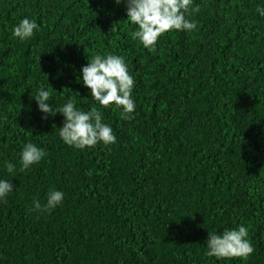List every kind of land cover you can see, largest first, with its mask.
Returning a JSON list of instances; mask_svg holds the SVG:
<instances>
[{
	"label": "trees",
	"instance_id": "trees-1",
	"mask_svg": "<svg viewBox=\"0 0 264 264\" xmlns=\"http://www.w3.org/2000/svg\"><path fill=\"white\" fill-rule=\"evenodd\" d=\"M192 31L131 38L115 0H0V264H264V0H193ZM35 19L20 41L12 29ZM99 53L124 57L134 117L102 108L82 81ZM78 77H80L78 81ZM96 107L116 142L83 150L59 137L64 117L39 111ZM47 155L20 172L26 143ZM16 165L9 174L5 162ZM50 190L63 201L46 212ZM248 228V259L206 255L208 233Z\"/></svg>",
	"mask_w": 264,
	"mask_h": 264
},
{
	"label": "clouds",
	"instance_id": "clouds-1",
	"mask_svg": "<svg viewBox=\"0 0 264 264\" xmlns=\"http://www.w3.org/2000/svg\"><path fill=\"white\" fill-rule=\"evenodd\" d=\"M116 4L126 6L127 21L136 26L131 32V38L138 41L145 49L155 52L158 38L171 31H192L196 24L187 18L186 14L198 13L199 6L192 7L193 0H115ZM258 13L264 16V8H258ZM39 30L35 19L23 18L12 29L14 38L20 41L30 39ZM82 81L91 94V99L102 108L115 105L121 109V119L131 120L134 117L135 101L132 98L135 80L128 70L124 57L115 54L101 55L96 53L88 57V63L81 68ZM80 77H78L79 81ZM52 87L45 90L43 86L35 97L40 112L48 116L60 113L64 117L60 127L59 137L68 146L83 150L95 147L98 143L114 144L116 136L112 128L102 123L101 112L92 107L85 112L76 107L74 100H69L62 107L53 108ZM47 153L29 142L23 146L20 153V172L39 163ZM5 168L9 174H15L16 165L6 161ZM14 189L10 180H0V200H6ZM64 193L50 190L44 205L38 200L33 201L31 211L46 212L56 208L63 201ZM248 228L241 225L234 229H225L222 233H208L206 255L217 260L242 258L248 259L254 252V247L248 238Z\"/></svg>",
	"mask_w": 264,
	"mask_h": 264
}]
</instances>
